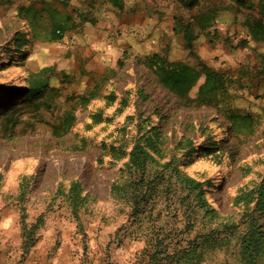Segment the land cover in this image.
<instances>
[{"label": "rangeland", "instance_id": "obj_1", "mask_svg": "<svg viewBox=\"0 0 264 264\" xmlns=\"http://www.w3.org/2000/svg\"><path fill=\"white\" fill-rule=\"evenodd\" d=\"M124 1L0 0V264H247L243 236L264 230V42L246 26L264 0ZM50 10L71 19L45 42ZM155 53L227 74L229 92L187 105Z\"/></svg>", "mask_w": 264, "mask_h": 264}, {"label": "trees", "instance_id": "obj_2", "mask_svg": "<svg viewBox=\"0 0 264 264\" xmlns=\"http://www.w3.org/2000/svg\"><path fill=\"white\" fill-rule=\"evenodd\" d=\"M112 6L123 9L125 6L124 0H105ZM24 12H33L37 15L40 11L30 7L23 8ZM53 21V28L47 34L49 41L59 40L63 38L66 31L64 21L70 20V16H63L59 11L50 10ZM260 17L255 19H248L246 26L248 27L249 36L252 40L257 42H264V1L260 2ZM64 20V21H63ZM208 25H204L206 28ZM59 31V33H58ZM26 38V32L23 33L22 39ZM262 63L260 75H264V52L259 53ZM148 67L155 73L158 81L177 97L181 99H188L187 105L197 103V106L216 107L213 104V98L220 93L229 92L230 79L227 74L221 73L209 65L202 64L199 67H193L181 61H170L167 57L160 54H152L146 58ZM47 84H34L28 90V98L40 97L43 95ZM197 90L196 98H192L191 94ZM214 105V106H213ZM232 109L230 106L226 107ZM231 115L236 119V122L241 123V127L252 131L256 120L253 115L247 114L242 116L234 110H231ZM223 130L222 127H220ZM216 144L221 139L217 137ZM215 144V145H216ZM208 151H214L215 147L203 148ZM146 157L142 156L141 150H135L131 154V161L133 166L138 169L143 168L146 162ZM139 189V188H138ZM264 245V230L261 224L254 223L250 229L243 236L242 255L247 264L255 263L262 253Z\"/></svg>", "mask_w": 264, "mask_h": 264}, {"label": "crops", "instance_id": "obj_3", "mask_svg": "<svg viewBox=\"0 0 264 264\" xmlns=\"http://www.w3.org/2000/svg\"><path fill=\"white\" fill-rule=\"evenodd\" d=\"M126 29L127 30H135L136 32H145V26H140V25H136L135 27L134 26H126ZM45 42H47V41H49L47 38L44 40ZM129 41H131V40H129ZM124 43H128V42H122V40H117V39H115L113 42H112V44L110 45V46H112V47H110L109 45L107 46V47H109V48H111L110 49V53H111V56H113L114 54H118L120 51H121V54L123 53V52H125L126 50H125V48H123L124 46H123V44ZM130 44V43H129ZM120 58V55L119 56H117V60Z\"/></svg>", "mask_w": 264, "mask_h": 264}, {"label": "bare ground", "instance_id": "obj_4", "mask_svg": "<svg viewBox=\"0 0 264 264\" xmlns=\"http://www.w3.org/2000/svg\"><path fill=\"white\" fill-rule=\"evenodd\" d=\"M11 96H12V95H11ZM11 96H10V97H11Z\"/></svg>", "mask_w": 264, "mask_h": 264}]
</instances>
